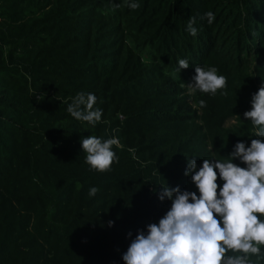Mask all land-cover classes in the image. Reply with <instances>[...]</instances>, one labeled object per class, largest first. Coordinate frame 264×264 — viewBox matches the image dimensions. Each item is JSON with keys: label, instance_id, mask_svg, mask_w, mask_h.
I'll use <instances>...</instances> for the list:
<instances>
[{"label": "trees", "instance_id": "obj_1", "mask_svg": "<svg viewBox=\"0 0 264 264\" xmlns=\"http://www.w3.org/2000/svg\"><path fill=\"white\" fill-rule=\"evenodd\" d=\"M130 2L0 0V264H125L171 207L162 186L199 195L188 159L226 162L261 139L243 114L264 85V0ZM196 66L226 86L189 94ZM78 92L97 97L100 122L68 113ZM89 136L119 139L110 170L85 163ZM249 264H264V246Z\"/></svg>", "mask_w": 264, "mask_h": 264}, {"label": "clouds", "instance_id": "obj_2", "mask_svg": "<svg viewBox=\"0 0 264 264\" xmlns=\"http://www.w3.org/2000/svg\"><path fill=\"white\" fill-rule=\"evenodd\" d=\"M139 6L135 0L128 3L132 10ZM204 18L209 25L215 20L212 11ZM195 24V16L188 19L187 31L193 37L198 31ZM188 67L187 60H178L177 71ZM195 72L194 82L186 85L189 94L215 95L226 86V77L218 75L215 67L196 66ZM96 102L94 94L78 92L67 111L76 120L95 125L103 115L101 109H94ZM200 106L205 107L206 102L201 100ZM243 115L255 126V137L261 139H252L250 147L238 142L226 162L204 159L198 168L194 158L188 159L185 176L191 178L199 195L179 186H162L159 200L171 201V207L158 224L146 226L147 233L138 231L122 256L125 264H249L250 256L260 255L264 246V220L260 219L264 217V85L252 96L251 110ZM81 144L87 154L85 163L92 170L106 172L118 162L113 151L120 144L118 138L89 136ZM237 159L246 167L233 162ZM218 179L223 180L222 187ZM98 191L90 188V197ZM113 223L109 221L108 226Z\"/></svg>", "mask_w": 264, "mask_h": 264}]
</instances>
